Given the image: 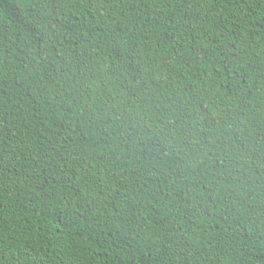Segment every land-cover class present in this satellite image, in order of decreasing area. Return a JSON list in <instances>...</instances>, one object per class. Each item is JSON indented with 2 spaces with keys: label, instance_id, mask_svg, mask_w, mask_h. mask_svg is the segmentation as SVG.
<instances>
[{
  "label": "trees",
  "instance_id": "1",
  "mask_svg": "<svg viewBox=\"0 0 264 264\" xmlns=\"http://www.w3.org/2000/svg\"><path fill=\"white\" fill-rule=\"evenodd\" d=\"M0 264H264V0H0Z\"/></svg>",
  "mask_w": 264,
  "mask_h": 264
}]
</instances>
